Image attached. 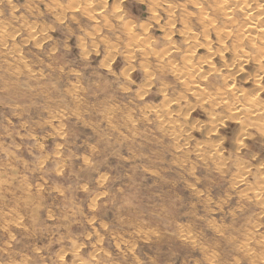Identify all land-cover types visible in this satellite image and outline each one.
Masks as SVG:
<instances>
[{
    "label": "rangeland",
    "instance_id": "rangeland-1",
    "mask_svg": "<svg viewBox=\"0 0 264 264\" xmlns=\"http://www.w3.org/2000/svg\"><path fill=\"white\" fill-rule=\"evenodd\" d=\"M192 1L0 0V264H264V143L236 151L230 122L207 135L206 96L167 67L188 51L213 64L196 85L209 94L250 89L255 66L234 74L230 41L199 21L198 45L182 39L187 12L222 27ZM228 1L264 22L262 0Z\"/></svg>",
    "mask_w": 264,
    "mask_h": 264
},
{
    "label": "bare ground",
    "instance_id": "bare-ground-1",
    "mask_svg": "<svg viewBox=\"0 0 264 264\" xmlns=\"http://www.w3.org/2000/svg\"><path fill=\"white\" fill-rule=\"evenodd\" d=\"M51 1V0H50ZM76 1V0H75ZM87 1V0H86ZM103 1V0H102ZM105 1V0H104ZM119 0H117L118 3ZM189 1V0H187ZM203 1V2H202ZM204 1L207 2V5L205 6L206 8L208 7V9L210 10L211 14L218 16V19H220L221 23H222V27L221 26H217L216 25V20H210L207 18L206 15H202V14H191L189 12H187V14L190 16L189 18H187V20L182 21V33H183V37L182 39L184 41L190 42L191 47H196V43L198 41V36L199 33L197 31H195L194 29L192 30L190 28V26H192L188 21L191 22H198L205 27V30H212L213 33H215V37L217 39V41H220L221 45L223 46L222 49L226 48L225 42L226 41H230V45H231V50H232V59L230 60V64L228 63V65H234L235 66V73L241 72L243 70H241L242 68H244L243 66H246L248 63H252L255 67H253V70L251 72L247 71V75L243 78L244 80H242V83H250L249 81H251L252 83L250 84V86H252L250 89H236L234 84V80L232 82V80L230 81L231 83L227 84H223V88L219 89V91L217 92H213V93H209L206 94V91L204 90L205 88L202 86L200 88L201 92H199L200 90H198V79H202L205 78L206 75L209 76V74L211 73H215L217 71V69L213 66V64H210L208 62H206L207 64H209V67H207V69H202V67L200 66V64H194V62L192 63V61L190 60V54L188 52H186V55H183L181 57V64H172L170 62H168L167 67L172 70V76L174 77V79H176L177 81L180 82V84L184 87L183 89L185 91H183V94H194L196 97H201L203 99V97L206 96L207 101L209 102V110L211 111V113L209 114L211 117L208 118V126L207 128V135H214L215 137V131L217 130L218 127H220V125H222L225 122H230L231 124L238 126V129H235V133L236 131L238 133H236L237 136H235V138L232 141H235V147L237 148L236 151H239V147L242 145V143L246 140H250V139H256L258 138L259 140H261L264 143V100H260V98L258 97L263 89V77H264V22L261 21L260 19H258V14H261V10L260 11H256V15L254 14V16H251L249 14V11L247 10L246 6H247V0L245 4L246 6H244V2L242 3V1L240 2H233V1H228V0H194L192 1L193 4L197 5V9H200L202 7V3H204ZM236 1V0H235ZM239 1V0H238ZM250 1V0H248ZM256 1V0H255ZM264 2V0H262ZM258 2V1H257ZM72 3V2H71ZM74 3V2H73ZM76 3V2H75ZM90 3V2H88ZM103 3V2H102ZM105 3V2H104ZM107 3V2H106ZM188 3V2H187ZM259 3V2H258ZM120 4V3H119ZM118 4L117 7H115L116 5H114L113 7L116 8V11L112 12L113 16L117 15L119 16V11H121L120 5ZM180 4V3H178ZM183 4V3H182ZM257 4V3H256ZM255 4V7H256ZM185 5V4H184ZM260 5V4H259ZM180 5H177V8ZM183 6V5H182ZM53 7V6H52ZM103 7V6H102ZM120 9H119V8ZM155 7V6H154ZM185 7V6H184ZM254 7V6H252ZM254 7V8H255ZM78 8V7H77ZM153 8V7H152ZM169 8V6L167 7ZM187 8V7H186ZM185 8V9H186ZM258 8V7H256ZM260 8V6H259ZM104 9V8H103ZM118 9V10H117ZM155 8L151 9L150 11L155 12L154 10ZM182 9V7H181ZM252 9V8H251ZM113 10V9H112ZM237 11L240 15H241V20H236V18H234L231 14L232 11ZM92 11V10H91ZM118 11V12H117ZM123 11V10H122ZM184 11V10H183ZM87 12V11H86ZM94 12V11H92ZM152 12V13H153ZM99 13H101L99 11ZM104 16V15H103ZM153 16V15H151ZM158 16V15H157ZM187 16V15H186ZM185 16V17H186ZM157 17H153L151 19H156ZM101 19V18H100ZM221 27V28H220ZM234 28H236L234 30ZM128 29V28H127ZM170 29V28H169ZM168 29V32H170V30ZM131 30V29H130ZM234 30V32H233ZM162 32V31H161ZM164 32V31H163ZM130 33V32H129ZM169 34V33H168ZM164 35V34H163ZM132 35H130L131 37ZM136 35H134L135 37ZM206 37V36H205ZM214 37V36H213ZM132 38V37H131ZM208 38V37H207ZM206 38V40H207ZM133 39V38H132ZM205 39V38H204ZM209 39V38H208ZM134 40H136L134 38ZM141 40V39H140ZM139 40V41H140ZM138 41V42H139ZM141 42V41H140ZM202 42V41H201ZM207 42V41H206ZM134 45H136V42H132ZM131 43V44H132ZM219 43V42H218ZM138 44V43H137ZM146 44V43H145ZM207 45L202 44L203 46H205L204 48H206L208 46V43H206ZM211 44V43H210ZM148 46V45H147ZM171 46V45H170ZM139 47V49L143 50V48L141 46H137ZM136 47H134L135 49ZM176 48V47H175ZM209 48V46H208ZM221 48V47H219ZM137 49V48H136ZM169 50L172 49V47L168 48ZM207 49V48H206ZM205 49V51H206ZM211 50V48H210ZM214 50V49H213ZM212 50V51H213ZM138 52H140V50L137 49ZM172 51H175L174 49ZM186 51V50H185ZM215 51H217V49H215ZM219 51V50H218ZM143 52V51H142ZM141 52V53H142ZM220 52V51H219ZM222 52V51H221ZM220 52V53H221ZM150 53V52H149ZM162 53V52H161ZM192 53V51L190 52ZM208 53H210V51L208 50ZM208 53L206 55H204L205 57H207ZM216 53V52H214ZM218 53V54H220ZM227 53V52H226ZM155 54V53H154ZM160 54V53H159ZM165 54V53H164ZM213 53L211 52V54H209V56H211ZM163 55V53L161 54ZM164 56V55H163ZM203 56V55H202ZM203 56V57H204ZM223 56V55H222ZM162 57V56H161ZM204 57V58H205ZM224 57V56H223ZM222 57V58H223ZM202 58V57H200ZM128 59V58H127ZM157 59V58H156ZM199 59V57H198ZM209 59V57H208ZM212 59V58H211ZM210 59V60H211ZM214 59V58H213ZM217 59V58H216ZM221 59V58H220ZM160 60V59H159ZM162 60V59H161ZM200 60V59H199ZM204 61V60H203ZM202 61V62H203ZM222 61V60H221ZM251 61V62H249ZM200 62V61H199ZM197 62V63H199ZM212 62V61H211ZM196 63V62H195ZM205 63V64H206ZM226 63V61H225ZM224 63V64H225ZM224 64H221V66L223 67ZM226 65V64H225ZM220 66V67H221ZM218 67V65H217ZM225 67V66H224ZM223 67V68H224ZM228 67V66H226ZM247 67V66H246ZM231 68V67H230ZM249 68V67H247ZM250 69V68H249ZM222 70V69H221ZM250 71V70H249ZM219 72V71H218ZM226 72V71H225ZM232 71L229 72V74ZM220 73V72H219ZM232 73V75H233ZM224 74V73H223ZM222 74V75H223ZM228 74V73H227ZM228 74V75H229ZM225 74V76H223V78L221 77V79H225L226 76L230 77V75L228 76ZM225 77V78H224ZM231 78V77H230ZM233 78V77H232ZM231 78V79H232ZM228 80V79H225ZM227 82V81H226ZM197 85V86H196ZM200 85V84H199ZM163 86V85H162ZM211 89V88H210ZM213 89V88H212ZM165 90V85L163 86V90L162 92ZM215 90V89H213ZM217 90V88H216ZM209 91V90H208ZM205 95V96H204ZM211 95V96H209ZM213 95V97H212ZM217 95V96H214ZM200 98V99H201ZM180 99V98H179ZM196 99V98H195ZM172 100V99H171ZM173 101V100H172ZM198 101V99H197ZM196 101V102H197ZM203 102V101H202ZM179 105V104H177ZM201 106V105H200ZM189 108V107H188ZM163 109V108H162ZM167 109V108H166ZM177 109V108H176ZM175 109V111H176ZM186 109V108H185ZM216 109H221L224 110L225 112V116H223L224 119H216V117L212 116L215 114L214 110ZM170 109H168V113L170 114ZM174 111V112H175ZM178 111H180V109L178 108ZM179 113V112H177ZM176 113V114H177ZM163 114V113H162ZM168 114V115H169ZM222 114V113H220ZM161 115V114H160ZM174 115V114H173ZM169 117V116H168ZM241 117H248L252 120V126L251 128L256 130V135L257 137H253L252 135H250L247 131L248 129V125L242 121ZM185 120V119H184ZM249 120V119H248ZM162 121V120H161ZM160 121V122H161ZM186 121V120H185ZM195 121V120H194ZM177 122V121H175ZM164 123V122H163ZM171 123V122H170ZM186 123V122H185ZM190 123V122H189ZM202 123V122H201ZM230 124V125H231ZM198 125V124H197ZM172 126V125H171ZM226 126V125H225ZM200 127V126H199ZM168 129V128H167ZM196 129V128H195ZM163 130V129H162ZM180 132V131H179ZM183 132H186V130H184ZM212 133V134H211ZM173 134L176 137H180L182 134L177 133V131L173 132ZM206 135V133L204 134ZM172 136V135H171ZM220 136V135H219ZM182 137V136H181ZM207 137V136H206ZM185 139V138H184ZM220 140L219 139H215L212 144L209 143V145H211V148H218V145L224 141V139L221 138L222 141L218 142ZM185 141V140H184ZM204 141V140H203ZM209 141V140H208ZM205 142V141H204ZM210 142V141H209ZM252 142V141H251ZM207 143V142H206ZM226 143V142H225ZM224 143V144H225ZM187 144V143H186ZM208 144V143H207ZM196 146V145H195ZM234 147V148H235ZM223 148V147H222ZM220 149V148H218ZM217 149V150H218ZM198 150V149H197ZM203 151V149H201ZM210 150V149H209ZM214 152H216L217 150L215 149H211ZM241 150V149H240ZM246 150V149H245ZM196 151V150H195ZM205 151V150H204ZM209 152V151H208ZM223 152V151H222ZM200 153V152H199ZM207 153V152H205ZM241 152H239L238 154H240ZM211 155V154H210ZM209 156V155H208ZM203 157V156H202ZM255 157V156H254ZM212 158V157H210ZM209 159V158H207ZM202 160V159H201ZM204 160V158H203ZM215 160V159H214ZM222 160V159H221ZM255 160V159H254ZM223 163V162H222ZM240 163V162H239ZM260 165L259 166H264V162L260 161L259 162ZM215 164V163H214ZM241 164V163H240ZM235 165V164H234ZM218 166V165H217ZM236 166H238V168L240 167L237 163ZM235 167V166H234ZM246 167H241L239 168V170H241V172L243 173ZM259 168V167H258ZM218 169V168H217ZM263 169V168H262ZM247 173L249 172L248 168L247 170H245ZM261 171V170H260ZM240 172V173H241ZM262 172V171H261ZM232 173V172H231ZM241 175V174H240ZM255 175V174H254ZM260 175V174H259ZM243 176V175H242ZM264 176V175H262ZM238 179L240 176H237ZM241 178V177H240ZM252 178V177H251ZM264 177H262L263 179ZM233 179V178H232ZM231 179V181H232ZM236 180V179H235ZM234 180V181H235ZM230 181V182H231ZM264 182V180H262ZM240 182V180H237L234 182L233 185H236ZM252 183V182H251ZM260 185L256 184L257 186L254 189L257 191H260L263 189V187ZM250 184V183H249ZM264 184V183H262ZM232 186V185H231ZM233 187V186H232ZM252 188V187H251ZM250 188V190H251ZM244 189H247L246 187ZM249 190V189H248ZM264 191V190H263ZM241 195V193H239ZM244 195V194H243ZM261 196V195H260ZM259 197V196H258ZM263 200V199H261ZM258 203V202H257ZM220 227V225H219ZM225 227V226H224ZM223 230V228H222ZM219 231V230H218ZM240 231V230H239ZM248 232V231H247ZM251 233V232H250ZM262 237V236H260ZM256 241V240H255ZM258 242V240H257ZM263 243V242H262ZM255 244V243H254ZM247 246V245H246ZM255 247V246H254ZM248 248V247H247ZM241 249V247H240ZM247 251V250H246ZM252 251V250H251ZM259 258V257H258ZM252 259V258H251Z\"/></svg>",
    "mask_w": 264,
    "mask_h": 264
}]
</instances>
